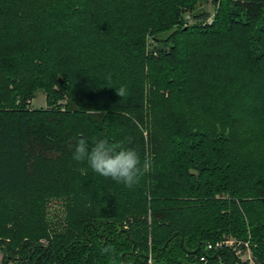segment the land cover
<instances>
[{"label": "trees", "instance_id": "obj_1", "mask_svg": "<svg viewBox=\"0 0 264 264\" xmlns=\"http://www.w3.org/2000/svg\"><path fill=\"white\" fill-rule=\"evenodd\" d=\"M197 1L0 0V264H233L223 236L264 264V0ZM80 138L149 171L102 177Z\"/></svg>", "mask_w": 264, "mask_h": 264}, {"label": "clouds", "instance_id": "obj_2", "mask_svg": "<svg viewBox=\"0 0 264 264\" xmlns=\"http://www.w3.org/2000/svg\"><path fill=\"white\" fill-rule=\"evenodd\" d=\"M116 94L122 98L128 94V90L121 86L116 88ZM72 159L86 163L93 172L129 189L138 185L150 168L149 161H142L138 150L114 145L106 138H94L91 144L85 138L78 139L73 147ZM101 252H111L110 246L102 248ZM112 264H116V261L113 260Z\"/></svg>", "mask_w": 264, "mask_h": 264}, {"label": "rangeland", "instance_id": "obj_3", "mask_svg": "<svg viewBox=\"0 0 264 264\" xmlns=\"http://www.w3.org/2000/svg\"><path fill=\"white\" fill-rule=\"evenodd\" d=\"M213 10H214V6L210 0H198L194 6V11L196 13L205 11L209 14V16L212 15ZM208 19L210 18L208 17L206 20L208 21ZM188 21H190V23L196 22V20H191L190 17ZM29 106L31 108H43L45 106L44 92L41 89H36L34 91L33 97L30 100ZM46 217L49 222V226L51 228L56 227V225L59 226L62 223V219H63V202L60 201L59 199H50L46 204ZM224 237H230V236H223V238ZM38 242L40 245H46L47 239L40 238ZM0 257H1V252H0ZM241 259H243L242 253L239 254V257L236 258V260H239L241 262L242 261ZM7 264H12V262H9ZM147 264H152V258L150 257V254H148V257H147Z\"/></svg>", "mask_w": 264, "mask_h": 264}, {"label": "built area", "instance_id": "obj_4", "mask_svg": "<svg viewBox=\"0 0 264 264\" xmlns=\"http://www.w3.org/2000/svg\"><path fill=\"white\" fill-rule=\"evenodd\" d=\"M203 247L206 249H214V250L221 247L227 248L228 251H230L233 255L234 258L232 261L233 264H256L252 257L247 240L241 241V240L233 239L231 237H224V238L222 237L221 239L216 240L212 243L211 242L205 243ZM241 253L243 254V259H241L242 261L240 262L239 260H236V258H238L239 254ZM200 260L202 264H206V259L203 256L200 257Z\"/></svg>", "mask_w": 264, "mask_h": 264}]
</instances>
